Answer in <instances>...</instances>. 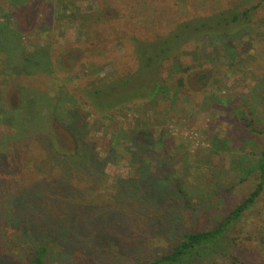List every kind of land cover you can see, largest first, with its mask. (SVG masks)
Returning a JSON list of instances; mask_svg holds the SVG:
<instances>
[{
	"label": "rangeland",
	"instance_id": "374dc122",
	"mask_svg": "<svg viewBox=\"0 0 264 264\" xmlns=\"http://www.w3.org/2000/svg\"><path fill=\"white\" fill-rule=\"evenodd\" d=\"M37 2L29 1L14 9L12 0H0V21L7 30L15 29L20 34L19 45L28 51L35 45L48 44L52 57L57 56L62 67L50 71L47 68L51 66H37L35 72L30 69V74L26 67L15 73L12 65L4 70L1 58L0 97L4 105L17 107L23 96L21 87H27L36 91L34 95H54L61 103L64 101L66 107L58 110L62 120L66 108L77 111L85 125L86 138L98 155L107 153L98 168L100 173L88 176V183L82 181L80 186L85 199L107 202L98 209L114 208L110 200L115 196L118 179L132 176L127 149L131 133L136 131L135 121L151 131L149 135L161 146L165 148L166 144L164 167L171 168L185 189L202 200L199 205L196 199L197 209L188 207L190 213L182 215L181 199L175 202V193L166 188L165 198L156 200L161 208L158 212L140 206L138 213L123 214L116 219L121 247L113 245L107 255L114 261L112 264H131L134 259L166 251L183 231L209 227L233 202L245 196L252 180L228 187L233 183L232 172L243 167L239 160L241 149L235 143L237 122L226 109L239 105L256 127H264V0ZM63 3L67 4L65 11ZM251 6L250 20L233 27L223 44L216 36L200 35L178 49L176 62L171 57L163 63L160 77L166 90L154 98L156 103L153 99H137L103 114L84 95L82 89L135 69L137 62L127 41L129 36L150 39L165 34L176 20L226 8L242 11ZM187 65L189 69L181 72ZM179 77L184 80V91L176 86ZM208 92L212 93L210 98ZM109 94L103 90L102 97ZM10 121L6 117L0 123V136L13 131L15 126ZM55 125L63 143L71 144V136ZM161 134L163 141L157 138ZM143 135L138 133L134 142L141 141ZM253 138L247 141V148L259 147L257 143L262 138ZM149 170H154L153 160ZM22 178L29 182L25 174ZM178 211L181 219H177ZM124 222L130 226L121 233L118 228ZM220 250L223 258L219 264H264V191L224 237ZM207 258L210 261V256ZM100 264L108 261L103 259Z\"/></svg>",
	"mask_w": 264,
	"mask_h": 264
},
{
	"label": "trees",
	"instance_id": "16d2710c",
	"mask_svg": "<svg viewBox=\"0 0 264 264\" xmlns=\"http://www.w3.org/2000/svg\"><path fill=\"white\" fill-rule=\"evenodd\" d=\"M29 1L41 0H12L13 8ZM62 7L65 11L67 4L63 3ZM253 8L242 11L226 8L176 20L165 34L150 39L129 36L127 41L132 45L137 62L135 69L82 91L91 106L103 114L137 99H153L156 103L154 98L166 90L160 77L166 60L171 57L174 60L179 48L200 35L216 36L217 41L224 43L233 27L250 20ZM19 37L15 29L7 30L0 21V59L4 70L12 65L11 69L20 73L27 67L30 74V69L35 72L37 66H51L47 68L50 71L62 67L57 56L52 57L48 44L35 45L28 51L19 45ZM176 86L183 91L186 89L182 77L177 79ZM21 89L23 96L17 107L4 105L0 97V123L9 117L15 126L7 136H0V264H100L103 259L112 264L114 261L107 255L113 245H121L116 219L123 214L138 213L140 206L158 212L161 208L156 200L165 198L166 188L175 193V202L181 199L182 215L190 213L186 210L188 207L197 209L201 198L191 195L171 168L164 167L166 144L164 148L157 143V139L149 135L152 132H147L148 129L136 121V131L131 133L127 149L132 176L118 179L115 196L110 200L114 208L98 209L107 202L85 199L80 186L82 181L88 183V176L100 173L98 168L107 153L103 157L98 155L99 151L86 138L85 125L77 111L66 108L62 112L63 120L59 117L58 110L66 107L59 97L38 92L34 95L36 91L27 87ZM103 90L110 94L102 97ZM211 95L208 92L207 98ZM261 95L264 97V88ZM38 103H41L39 107ZM226 111L235 116L237 122L235 143L241 149L239 160L243 167L232 172L233 183L228 187L252 180L245 196L233 202L209 227L183 231L166 251L134 259L131 264H219L222 261L220 243L264 191V127H256L239 105L228 107ZM55 124L71 136V144L63 143ZM138 133L144 135L141 141L134 142ZM253 137L262 138L257 143L259 147L247 148V141L254 140ZM157 138L161 140L162 134ZM150 160L154 161L153 171L149 170ZM24 174L29 182L22 181ZM177 219H181L179 211ZM121 225L118 230L122 233L123 228L129 229L130 223Z\"/></svg>",
	"mask_w": 264,
	"mask_h": 264
}]
</instances>
